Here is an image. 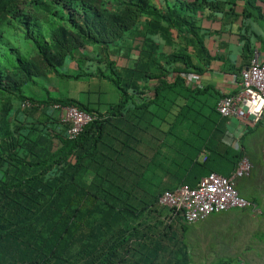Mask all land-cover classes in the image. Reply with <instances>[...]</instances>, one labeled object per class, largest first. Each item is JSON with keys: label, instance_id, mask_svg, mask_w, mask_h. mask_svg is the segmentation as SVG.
<instances>
[{"label": "trees", "instance_id": "1", "mask_svg": "<svg viewBox=\"0 0 264 264\" xmlns=\"http://www.w3.org/2000/svg\"><path fill=\"white\" fill-rule=\"evenodd\" d=\"M259 2L0 0V264L189 262L180 216L164 207L169 220H139L160 214L165 190L196 185L202 173L221 174V161L233 172L246 155L222 142L217 105L226 94L214 96L187 79L211 63L206 39L227 29L238 30L248 63L257 48L264 53V37L255 42L243 32L248 26H234L243 17L264 30ZM141 22L144 42L130 58L124 47ZM171 30L193 48L197 63L185 50L159 51L153 36L170 39ZM113 52L128 58L126 67L118 70ZM69 59L77 68L65 69ZM105 81L115 87V102L103 96ZM57 103L101 118L69 139Z\"/></svg>", "mask_w": 264, "mask_h": 264}, {"label": "rangeland", "instance_id": "2", "mask_svg": "<svg viewBox=\"0 0 264 264\" xmlns=\"http://www.w3.org/2000/svg\"><path fill=\"white\" fill-rule=\"evenodd\" d=\"M104 1L105 0H99L101 4H104ZM151 1L154 4L159 2V0ZM236 5L237 12L242 14L245 9V3L243 1H238ZM257 6L262 8L264 14V3L259 2L257 3ZM234 22L235 28L241 26L245 28L248 26V30L244 29L243 31L242 29V31L249 36L251 35L255 42L257 39L256 35L264 37V30L256 21H253L252 19L243 20V17H240ZM138 29V35H135L133 43L126 42V46L124 47L125 49L123 52L128 53L130 58L139 57L140 48L144 42V37L141 35V33L146 30L144 22L138 24ZM153 37L159 44V51L161 53L168 55L174 51L185 50L192 56L194 62L197 63L198 59L193 48L191 46L185 47L187 41L181 37L176 30H171L170 39L159 33L155 34ZM219 37L228 39L234 50H238L243 42H241V38L238 35V30L236 31L235 29H232L231 31L227 29V31L221 33V36ZM87 49L91 55L95 57L99 55L98 51L92 46H89ZM124 56V54L120 55V53H111V58L115 61L118 70H121L128 64V58ZM88 64L92 65L91 62H88ZM74 68H77V62L73 59H69L65 69L71 70ZM100 86L104 88L106 93H103V96L107 100L111 102L117 100V93L115 92L114 85L105 81L100 84ZM36 90L39 94L43 93L38 88H36ZM4 101V96L0 94V105H2ZM44 107L47 115L53 113L52 111H49L51 109L50 106ZM257 129L258 128L252 132H250V130V133L247 134L246 143H248V146L251 145L253 147L256 145L255 142L257 141L255 135H258V133L256 132L254 135V132ZM261 138L264 139V133L261 134ZM242 142L243 141L240 142L241 145L243 144ZM54 143L57 144L58 139H54ZM253 174L254 167L251 174L246 177L250 178ZM249 188L252 191V187ZM242 195L244 194L242 193ZM244 196L249 199L253 198L252 193H248ZM259 202L260 205L257 210L252 208L231 209L221 213L212 214L204 221L185 224L188 227V230L184 233V238L188 245L190 255L187 264H264V204L261 201ZM159 207L160 208L158 209L161 210L159 215L153 214V216H150L144 214V218L142 217L139 222H147L150 220L155 224V221L158 222V219L166 218L165 220H169L167 217L168 209L161 206ZM207 221L208 223H206ZM173 224L177 230L180 229L181 226L179 223ZM195 225L199 227V229L194 228ZM191 229H196V234L193 233L194 231L190 232Z\"/></svg>", "mask_w": 264, "mask_h": 264}, {"label": "built area", "instance_id": "3", "mask_svg": "<svg viewBox=\"0 0 264 264\" xmlns=\"http://www.w3.org/2000/svg\"><path fill=\"white\" fill-rule=\"evenodd\" d=\"M239 92L224 95L218 102L217 110L225 118L241 122L242 131L264 123V58L256 49L249 63L241 70ZM22 107L31 103L22 102ZM53 110L59 120L68 126L69 139L77 137L84 128L101 118L94 112H87L70 105L54 104ZM241 141H235L241 149ZM253 170L251 158L242 157L230 176L211 172L203 176L196 185L184 183L172 190H165L159 197V205L170 209L173 218L181 217L185 224L204 220L208 216L231 209L252 208L259 204L242 195L238 181L249 176Z\"/></svg>", "mask_w": 264, "mask_h": 264}, {"label": "crops", "instance_id": "4", "mask_svg": "<svg viewBox=\"0 0 264 264\" xmlns=\"http://www.w3.org/2000/svg\"><path fill=\"white\" fill-rule=\"evenodd\" d=\"M219 36L221 35L216 34L206 39V46L212 56L211 63L204 67V71L198 74L189 72L187 79L188 84L194 88L211 87L210 91L214 94V96H217V94H234L239 92L242 85L237 71L239 72V70L243 69L248 64V61L244 59L242 41V44L240 43V48L238 50H234L228 39ZM259 52L264 58V53L262 51ZM218 119L221 126H225V134L222 136V142L226 146H232L235 148V141H243L241 147L245 149L246 155L251 158L254 167L253 176L250 178L244 177L238 181L237 185L239 191L244 195L252 193V200L257 202L259 205V201L264 204V139L261 138V134L264 133V123H260L256 127L242 131L243 125L239 120L219 116ZM256 128H258L254 132V135L256 132L258 133V135H255L257 141L255 142L256 145L253 147L251 145L248 146V143H246L247 134L254 131ZM178 130H184L185 133L183 136L185 137H193V135L187 133L188 131L186 130V126H180ZM205 157V153H201L199 155V161H204ZM222 162L223 161L216 165L217 170H219L221 174H228L232 172V168ZM203 175L205 176L206 174L202 173L201 176L203 177ZM249 187H252V191ZM208 217L205 219H208ZM206 223H208V221ZM194 228L199 229L196 225ZM191 231H194L193 233L196 234V229H191L190 232Z\"/></svg>", "mask_w": 264, "mask_h": 264}]
</instances>
